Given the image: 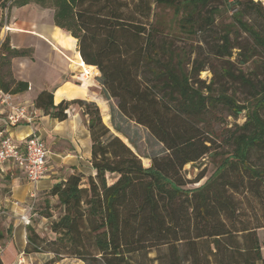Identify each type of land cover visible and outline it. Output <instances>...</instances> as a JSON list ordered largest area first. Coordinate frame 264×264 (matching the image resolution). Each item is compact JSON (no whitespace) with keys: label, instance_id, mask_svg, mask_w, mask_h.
<instances>
[{"label":"trees","instance_id":"obj_1","mask_svg":"<svg viewBox=\"0 0 264 264\" xmlns=\"http://www.w3.org/2000/svg\"><path fill=\"white\" fill-rule=\"evenodd\" d=\"M211 1L0 0V7L7 9L32 3L52 9L57 28L77 42L83 69L92 74L99 70L105 95L116 99L120 114L146 127L167 150L147 167L104 122L97 103L76 99L56 105L53 92H41L35 106L61 121L69 117L70 104L84 107L95 174L87 175L84 183L85 174L74 173L52 187L49 194L58 197L60 215L42 216L50 220L55 236L46 240L28 227L26 253L55 255L44 264H57L64 256L89 264H264V220L248 216L240 207L242 199H237L250 192L264 206V169L251 164L253 152L264 151V88L247 105L226 93L215 95L211 84L200 79L204 64L196 58L187 68L184 55L167 41L172 33L165 35L150 22L153 3L174 8L178 18L183 9L195 10ZM247 1L261 7L260 2ZM209 12L211 24L216 11L211 8ZM241 16L238 11L239 24L264 46L261 33ZM195 21L194 12H187L178 23L193 35L197 33ZM220 40L216 54L232 57L235 46L230 34ZM243 55L244 63L250 56ZM26 56L25 50L8 42L2 45L3 90L18 94L30 89L28 81L16 79L12 72L11 59ZM5 66L8 71L3 75ZM226 73L234 77L230 70ZM238 79L252 88L244 74ZM218 105L236 114L245 110L246 121L232 135V151L215 172L201 185L187 188L192 181L184 178V167L215 149V141L200 123ZM113 125L128 137L119 125ZM12 172L6 177L11 178ZM6 237L9 242L0 249V264H14L20 252L12 227L7 232L0 229V241Z\"/></svg>","mask_w":264,"mask_h":264},{"label":"rangeland","instance_id":"obj_2","mask_svg":"<svg viewBox=\"0 0 264 264\" xmlns=\"http://www.w3.org/2000/svg\"><path fill=\"white\" fill-rule=\"evenodd\" d=\"M253 1L255 2V0ZM248 4L247 0H244V3L241 5L233 4L232 1L212 0L207 6H199L195 10H192L191 7L183 9L177 18L175 17L174 8L153 3L154 15L150 19V22L160 32L165 35L172 33V35L167 37V41L173 44L179 53L184 55L183 59L185 64H187V68L190 69L191 63L196 58L200 63L204 64V70L200 72V79L205 80L206 84H211L215 95L226 93L234 97L239 104L246 105L251 102V96L253 101V96L257 94V91L264 88V46L256 43L254 38L250 36L248 31L237 20V12L240 11L242 21L255 27L264 37V4L260 2L261 7L260 5L251 6V4ZM211 8H214L216 12L213 15L214 21L210 24L207 18L212 15L209 12ZM187 12H194L197 27L196 34L192 35L187 32L178 23V20L185 16ZM53 15L54 11L52 9H45L33 3L21 8L13 7L7 9L0 7V50L5 42H8L11 47H18L25 50L28 56L19 58L29 61L32 66L31 70L26 68L20 71V73H23V76L31 75L36 86L48 75L46 65L50 62L57 64L61 59L58 54L49 55L46 51L47 44L40 40L39 37L37 38V36H33L30 33H23L21 29L42 32L43 34L38 32L32 33L37 34L52 45L54 42L48 36L53 38L54 34H56L60 37L61 41H59V44L61 46H72L74 44L73 38L65 30L57 28ZM225 33L230 34L231 41L235 46L232 57H221L215 52L217 43L221 42V36ZM76 48L78 49L77 42ZM243 54L250 56V59L244 63ZM13 59L11 60L13 61ZM70 60L83 69L81 60L76 61L73 58H70ZM227 70H230L234 74V77L227 75ZM6 71H8V67L5 66L3 75ZM241 71L252 81V88L238 79L240 75H243ZM83 72L89 74L84 69ZM67 78L73 83L82 84V81L78 77L68 75ZM91 89L96 92L92 99L98 105H102L105 100V91L100 79L96 78L94 80ZM77 105L80 106L79 104ZM107 105H111L110 108L108 107L107 114L111 113L113 120L108 118L104 122L142 157L145 166L148 167L151 165L152 158L162 157L167 153L164 144L156 139L146 127L136 124L120 114L116 99L110 98L107 101ZM81 108L84 111V107ZM261 114L264 117V110ZM245 121V110L236 114L231 108L223 105H218L209 110L205 121L201 122L200 126L204 129L207 137L215 141V149L211 151V154L206 155L201 160L194 164L189 163L184 167L182 172L184 178L187 181H192L187 184V188H194L201 185L215 172L223 162V159L232 151V135L240 131L239 127ZM113 122L119 125L128 137L118 133L114 128ZM251 164L257 169H264V151L253 152ZM87 175H84V183H86ZM201 175H204V177L199 182H194ZM112 180L113 178L109 177V181L112 182ZM10 184L11 178L6 176L0 178V229L7 232L9 227H12L14 238V226L12 225L16 218L12 217L9 209L2 204V201L10 195ZM41 197L39 201L35 202L31 216L32 224L27 227H32L44 239L49 240L55 235L50 231L49 223H43L42 215L51 213L59 216L60 209L57 202H51L47 206L45 196L42 195ZM237 199H242L240 207L246 214L248 213V216L258 215L261 220H264V206L250 192L248 195H237ZM252 207L257 212L252 210ZM50 209H53V212ZM8 242L9 239L7 237L5 240L0 241V249ZM50 255H35V253L25 255L24 253H20L16 264H19L20 258H23L24 261L21 264H44L45 257H55L54 254ZM57 264L89 263L64 256L60 258Z\"/></svg>","mask_w":264,"mask_h":264},{"label":"crops","instance_id":"obj_3","mask_svg":"<svg viewBox=\"0 0 264 264\" xmlns=\"http://www.w3.org/2000/svg\"><path fill=\"white\" fill-rule=\"evenodd\" d=\"M21 30L23 33H30L33 36H37V38L39 37L40 40L47 44V53L49 55L58 54L61 59L57 64L50 62L46 65L48 75H46V78L37 86L31 75L23 76L24 74L20 73V71L26 68L31 70V63L27 60H21L19 57L14 58L12 61L13 76L18 80L28 81L30 84V89L28 91L13 94V101L34 106L36 115L32 122H23L17 126L7 127L5 123L7 108L0 105V129H6L19 143H22L30 134L35 133L44 140L46 148L48 149V171L45 177L37 184H34L28 181L25 173L18 170L13 171L11 174L10 195L2 201L3 206L9 209L11 216L16 218L12 226H14V241L18 251L25 255H31L25 252L28 245V227L21 221V218H19L29 207L31 203V194L34 191L36 192V201H39L43 195L46 198V204L57 202L58 197H53L49 194L56 183L64 181L71 174L78 172L88 175L95 174V170L91 163L92 140L88 129V119L87 116L84 115L82 108L77 104H70L68 109L69 117L61 121L50 115H46L41 109L37 108L35 106V100L41 92L48 90L54 93V102L56 105L62 101H73L76 99L96 103V101L92 99L96 92L92 90L91 87L96 78L100 79L101 73H99V70L96 74L84 73L80 66L72 63L70 58L76 61L82 59L80 53L76 49L75 41L72 46L63 47L59 44L61 40L58 35L54 34L53 38L47 35L48 38L54 42L52 45L42 37L32 33L38 32L43 34L40 31ZM90 66L97 68L93 65ZM68 75L78 77L82 81V84L79 85L68 80ZM31 92H33V94H31ZM109 99L110 98H107L105 95L106 101L104 100L102 105L100 103V105H98L100 106L104 121L108 118L112 119V114H107L108 107H111V105H107ZM87 169L88 171H86ZM42 219L43 223L48 222L50 224L48 218L43 217ZM50 254L52 253H35V255L51 256ZM45 258L44 262L52 257ZM16 262L17 260L14 264H16Z\"/></svg>","mask_w":264,"mask_h":264},{"label":"built area","instance_id":"obj_4","mask_svg":"<svg viewBox=\"0 0 264 264\" xmlns=\"http://www.w3.org/2000/svg\"><path fill=\"white\" fill-rule=\"evenodd\" d=\"M262 2L264 0H255ZM0 105L7 108L6 126H17L23 122H32L36 113L34 106L13 101V94L0 87ZM17 169L25 173L28 181L37 184L48 171V149L44 140L32 133L22 143L17 142L6 129H0V178L6 176L9 171ZM37 194H31V203L24 213L20 215L21 221L26 225L32 224L31 216L35 207ZM19 259V264L23 263Z\"/></svg>","mask_w":264,"mask_h":264}]
</instances>
